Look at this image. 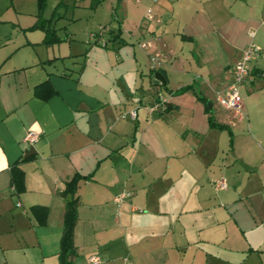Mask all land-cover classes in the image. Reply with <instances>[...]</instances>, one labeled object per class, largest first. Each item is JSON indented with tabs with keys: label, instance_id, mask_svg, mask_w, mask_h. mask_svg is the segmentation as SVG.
I'll return each instance as SVG.
<instances>
[{
	"label": "crops",
	"instance_id": "obj_1",
	"mask_svg": "<svg viewBox=\"0 0 264 264\" xmlns=\"http://www.w3.org/2000/svg\"><path fill=\"white\" fill-rule=\"evenodd\" d=\"M87 2L98 28L86 40L51 23L59 42L47 45L38 21L0 34V264H60L75 177L74 264H264V0ZM253 44L233 125L218 95ZM45 82L55 94L42 99Z\"/></svg>",
	"mask_w": 264,
	"mask_h": 264
},
{
	"label": "rangeland",
	"instance_id": "obj_2",
	"mask_svg": "<svg viewBox=\"0 0 264 264\" xmlns=\"http://www.w3.org/2000/svg\"><path fill=\"white\" fill-rule=\"evenodd\" d=\"M105 1L100 0V2ZM76 2L78 6H82V9L76 10L77 8L74 7ZM87 3V0H45L43 11H41V0H0V34L6 36L14 31V34L19 33L16 29L27 28L43 17L47 20L54 18L51 23L60 36L68 34L76 40L81 38L86 40V37L91 32H96L98 28V25H94V19L91 18V10L83 8ZM74 13L76 17H73ZM61 15L66 17L60 19ZM38 33L41 32L37 29L31 30L26 36L32 38L39 35Z\"/></svg>",
	"mask_w": 264,
	"mask_h": 264
},
{
	"label": "built area",
	"instance_id": "obj_3",
	"mask_svg": "<svg viewBox=\"0 0 264 264\" xmlns=\"http://www.w3.org/2000/svg\"><path fill=\"white\" fill-rule=\"evenodd\" d=\"M160 0H152L153 3H157ZM148 18L154 19L153 10L150 9L148 11ZM91 38H96L94 35ZM105 44V42H103ZM151 46L150 43H143L141 47L143 49H149ZM261 56V49L256 45H249L246 47L242 53L241 58L235 64V66L230 71L231 76V85L230 87L223 93L218 95V102L220 105L229 113L233 115V125L235 124V120L243 119L245 117L243 111V98L240 94V88L246 84L250 83L254 80V72L252 68V64ZM158 57L152 59L153 66L157 65ZM149 111L151 114L156 112H165L168 109V104L165 99L156 102L154 105L150 106ZM130 118L135 120L137 118V111H132L130 113ZM40 135L36 133H29L25 137V142L29 145H35L39 142ZM219 186L224 189L226 188V184L224 181L219 183ZM131 197L130 193L119 195L115 198V203L120 205L123 201L127 200ZM102 258L98 255H95L90 258L89 264H102Z\"/></svg>",
	"mask_w": 264,
	"mask_h": 264
},
{
	"label": "trees",
	"instance_id": "obj_4",
	"mask_svg": "<svg viewBox=\"0 0 264 264\" xmlns=\"http://www.w3.org/2000/svg\"><path fill=\"white\" fill-rule=\"evenodd\" d=\"M45 0H41V11H43ZM53 20H46L43 17H41L38 20L39 26L46 30L47 32V39L45 40V43L47 45L53 44L54 42H59V40L56 37V31L49 29V24ZM121 30L118 31L117 35L114 37H110L111 40H116L121 35ZM122 41V40H121ZM48 89V90H47ZM191 88H183L179 90L178 92H187L190 91ZM48 91V92H47ZM36 96L42 99H47L49 96L55 94V90L53 89L52 85L49 82H45L42 85L38 86L35 90ZM211 127H216L217 125L213 122V119H210ZM223 128V127H222ZM24 172L20 168L19 163L14 165L12 167V184L15 186L16 189L19 191H23L24 189ZM79 177H75L69 184L67 188V193L72 194V199L68 200L67 207H66V213L64 217V230H63V236L61 239V252H60V264H74L71 258L75 256V245H74V231L75 226L77 223V206H78V199L75 197V193L77 190V185L79 182ZM33 213L38 217V221L41 225H45L46 223V217H47V211H45L42 207H35L32 209ZM41 211L44 214V216H40Z\"/></svg>",
	"mask_w": 264,
	"mask_h": 264
},
{
	"label": "water",
	"instance_id": "obj_5",
	"mask_svg": "<svg viewBox=\"0 0 264 264\" xmlns=\"http://www.w3.org/2000/svg\"><path fill=\"white\" fill-rule=\"evenodd\" d=\"M156 79L159 80V81H162L164 84L166 83V82H165V79L163 78V76H162L161 74H157V75H156ZM30 155H31V152L29 153V155L26 156V158H27L28 156H30Z\"/></svg>",
	"mask_w": 264,
	"mask_h": 264
}]
</instances>
